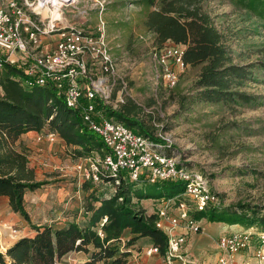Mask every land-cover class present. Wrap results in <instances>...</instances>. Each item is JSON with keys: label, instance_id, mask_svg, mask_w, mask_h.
Instances as JSON below:
<instances>
[{"label": "trees", "instance_id": "1", "mask_svg": "<svg viewBox=\"0 0 264 264\" xmlns=\"http://www.w3.org/2000/svg\"><path fill=\"white\" fill-rule=\"evenodd\" d=\"M193 1L138 0L137 4L147 13L144 25L156 36L159 49L168 42L182 46L185 64L192 68L202 67L195 83L196 101L225 105L237 99L247 101L248 96L240 89L247 79L259 72L249 71L252 66L234 63L225 36ZM242 1L264 20V0ZM259 67L263 72L259 74L264 76V62ZM35 83V77L27 76L19 65L6 64L0 73V197H6L11 211L29 222L34 231L32 236L0 252V264H61L65 256L80 252L88 256L83 264H129L132 254L128 249L141 238L150 239L164 255L168 239L156 226L157 215L148 214L142 202L174 199L177 204L183 203L185 184L182 182L152 184L102 172L103 184L113 186L114 190L99 194V190H93L91 181H85L84 193L92 192L85 196L72 221L61 228L31 223L25 196L45 183L36 181L35 171L30 167V151L22 141L25 134H58L73 159L106 154L100 138L83 120L89 100L83 97L78 107L70 108L64 94L54 84ZM95 105L103 118L124 123L155 143L166 144L144 126L132 108L116 110L100 99ZM194 217L209 223L264 231V212L247 205L209 208L195 212ZM127 231L130 237L124 245Z\"/></svg>", "mask_w": 264, "mask_h": 264}, {"label": "rangeland", "instance_id": "2", "mask_svg": "<svg viewBox=\"0 0 264 264\" xmlns=\"http://www.w3.org/2000/svg\"><path fill=\"white\" fill-rule=\"evenodd\" d=\"M137 1L106 0L102 15L96 10L92 0H80L77 8L66 11V20L73 27L96 32L101 16L106 24L105 32L111 54L118 64V73L127 83L124 88L120 83L121 79L117 78L118 83L113 89L108 105L116 110L123 107L132 108L150 132L167 138L173 145L175 155H178L187 167L199 170L208 177L220 197V208L242 204L264 212V76L259 74L263 73L259 65L264 62V20L251 11L247 7L248 3L242 0L193 1L194 6L207 13L225 36L234 63L252 66L249 71L259 72L247 79L245 86L240 89L248 96L247 101L237 99L227 105L205 103L196 101L198 91L195 90V83L201 66H187L183 71L173 67L177 74L174 87H170L163 80L162 70L156 66L153 59L160 47L156 36L145 27L147 13ZM171 44L168 42L163 48ZM23 142L30 151L29 162L33 168L31 165L38 163L34 158H39L37 155L43 153L39 151L41 148L32 145V142ZM46 144H54L48 147L46 152H50L53 158H57L66 166V169L62 170L68 171L69 175L62 179H70L71 187L79 192L82 204L85 196L92 191H83L85 179L78 170L79 160L71 158L67 148L61 152L56 143H41ZM94 155L95 158L98 157ZM42 160L43 164L46 161L52 162L48 157H43ZM86 168L90 171L91 166L86 165ZM57 171L63 172L60 169L42 171L39 175L35 172L36 181L44 182L45 185L29 192L27 197L33 194L42 200L40 194H45L52 182L46 176ZM59 172L58 175L61 174ZM93 190H99L98 193L102 194L112 192L114 188L108 184H94ZM6 200L0 199V242L3 238L5 248V239L15 241L30 237V234L34 233L29 222L21 216L18 217L20 220H11L13 212L8 199ZM155 202L143 201L148 214H156L161 207L160 203ZM181 204L190 210L194 209L188 199L177 205ZM27 211L31 212V223L36 225L39 221L37 215L31 209ZM199 221L204 231L191 234L183 249L189 264H217L221 253L217 245L219 239L226 233L246 230L237 225L236 229L229 231L220 223L208 225L206 219ZM44 225L58 228L52 224ZM127 240L124 238V245ZM150 246V239L141 238L128 250L133 251L131 254L138 258L144 257L146 261V251ZM158 261L154 257L150 259L149 264H159Z\"/></svg>", "mask_w": 264, "mask_h": 264}, {"label": "built area", "instance_id": "3", "mask_svg": "<svg viewBox=\"0 0 264 264\" xmlns=\"http://www.w3.org/2000/svg\"><path fill=\"white\" fill-rule=\"evenodd\" d=\"M92 1L102 15L106 0ZM79 3L80 0H0V73L6 64L19 65L27 76L35 77V84H54L64 94L68 107H78L83 97L89 100L83 120L100 138L106 154L79 160L78 170L85 181L103 184L100 174L107 172L132 181L185 184L182 198L190 200L194 209L177 205L174 199L158 202L161 207L156 211V226L166 235L168 245L164 255L158 247L150 246L146 258L156 257L159 264H189L183 249L191 234L204 231L193 212L220 206V197L206 175L187 167L175 155L167 138L159 135L157 137L166 144L155 143L124 123L103 118L96 111L97 99L109 104L117 78L124 88L127 83L118 73L102 16L96 32L69 25L66 11L77 8ZM53 36L57 37L55 45L47 49L51 40L46 43L43 40L53 39ZM184 51V47L171 44L153 56L156 66L162 70L163 80L170 87L177 83L173 67L181 71L187 67ZM37 141L63 142L53 132L39 134ZM86 165L91 166L90 171ZM106 222L104 219L103 223ZM217 245L221 251L217 264H264V231L257 228L226 233ZM0 252H5L1 246Z\"/></svg>", "mask_w": 264, "mask_h": 264}, {"label": "crops", "instance_id": "4", "mask_svg": "<svg viewBox=\"0 0 264 264\" xmlns=\"http://www.w3.org/2000/svg\"><path fill=\"white\" fill-rule=\"evenodd\" d=\"M57 39L56 36H53V39H44L43 41L49 42L47 45V49H51L55 45V40ZM53 40V41H52ZM39 134L37 132H29L25 134L22 137V141H29L32 142V145L39 146L41 148V151L43 155H37L39 158H34L36 161H38L37 164H32L31 166L35 169V172L37 175H39L42 171H56V169H60L61 171L66 169L65 165H62V162L58 160L57 158H53V155L48 151V147H52L54 144H46V145H41V143H38L36 141V137ZM58 144V148L61 149V152L66 148L65 143L59 142L56 143ZM63 149V150H62ZM43 157H48L49 160L54 163L46 161L45 164H43ZM35 161V160H34ZM63 169V170H62ZM59 171L56 173H52L47 175L46 177L49 179V181H52L49 186L48 190L45 192V194L41 195L40 194V199L35 195H29V198L26 195V205L27 209H31L33 213L37 215V221L38 226L44 225V224H52L55 227L61 228L65 226L66 223L70 222L73 220V214L74 212H77L80 209L81 206V199H80V194L78 191H76L74 188L71 187V183L69 182L70 179H62V177H66L69 175L68 171H63L59 172L61 173L58 175ZM38 177V176H37ZM79 179V178H78ZM41 181V179H39ZM59 187V188H58ZM0 199L6 200V197H0ZM7 201V200H6ZM34 201V202H33ZM149 201V200H148ZM35 203V204H33ZM143 203V202H142ZM147 209V208H146ZM31 212H29L30 214ZM150 214V213H149ZM13 216L11 220H20L19 215L13 213ZM31 216V215H30ZM2 217L0 216V223ZM41 222H46V223H41ZM212 224V223H207ZM225 227V229H228L229 231L232 229H236L237 225L229 226L224 223H220ZM30 234V233H29ZM1 235V231H0ZM30 234V236H32ZM130 237V232L127 231L125 233V239H128ZM22 239V238H21ZM20 240V238H19ZM19 240H10V239H5V242L7 244L6 248L3 246V238H2V244H0L3 248L4 251H6L7 248H10L13 246L17 241ZM0 242V243H1ZM130 252L133 253V251L129 250ZM62 264H83L88 260V256L85 253H71L67 256H65L63 259ZM150 259H147L146 261L144 260V257L138 258L136 255H132L129 264H149ZM98 264H105L104 262H99Z\"/></svg>", "mask_w": 264, "mask_h": 264}]
</instances>
